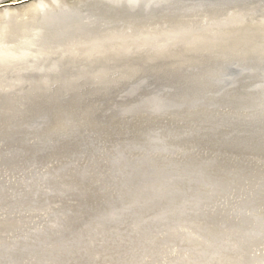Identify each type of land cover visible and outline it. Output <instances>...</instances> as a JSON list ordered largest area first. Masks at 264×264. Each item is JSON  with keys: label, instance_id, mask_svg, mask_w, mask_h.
Here are the masks:
<instances>
[{"label": "rangeland", "instance_id": "rangeland-1", "mask_svg": "<svg viewBox=\"0 0 264 264\" xmlns=\"http://www.w3.org/2000/svg\"><path fill=\"white\" fill-rule=\"evenodd\" d=\"M188 65H195L192 71H187V69H185V67H187ZM231 65L240 71H238V73L233 77L227 79L225 82V80H223V75L227 74ZM263 66L264 53H260L178 59L173 60V62H169L162 68L150 66L148 68H145L144 70L137 69V71L134 72L129 78L128 74H130L131 72H129L128 67H113L112 72L114 73V75H122L121 82H113L111 78H106V75L103 78L100 73H95L96 75H94L92 70L88 69L87 72L92 74V77H89L88 79V75L86 77H82L81 75L80 77H77L73 80L76 83H70L67 87L63 88H58L60 81L56 80L58 78L57 74H60V72L47 74L51 75V81L49 82V85L46 86H43L46 81L31 84L30 82L22 81V83L20 84L16 82V78L0 79V137H10L13 134L15 135V133H19V131H22L23 129L25 130L23 134L18 135L21 138V141L15 139L0 142V154L4 153L5 156H8V154L10 155L11 153V148L14 151L15 147L17 148V150H20L18 155L15 154L16 156L12 160L0 162V179L11 182L20 179L24 180V182H22V186L19 189L20 192L18 191L19 194L23 192L25 196H27V193L29 195L33 194L32 204H36L35 207L37 206L36 208H40L38 211L33 210L34 212L32 211V213L29 210L35 209L33 205V208L28 207L27 209H24L25 212H28H26L25 214H21V217L24 219V221L22 219V221L20 222L21 229L19 228L18 232L20 233L27 230L28 226L30 228L36 227L39 223H42L43 219L46 218L45 216H48L49 212L55 210L58 211L59 209L61 212V209L64 210L65 207L69 209L70 216L71 218L73 216L74 220L67 222L65 228L58 231L59 233L55 236L49 237L41 241V248L45 247V250L43 251L44 254L41 253L43 257L40 255V253H38L39 257L36 255L37 253L34 252L31 255V249H27V246L28 248H30V244L25 245V247L23 246V249V247L20 246V243L18 242L17 244V241L14 242L13 239H9L7 241L8 244L4 242L2 247H0V258L2 260L4 258L5 261L3 260V262L0 259L1 264H8L10 258L12 259V262H9V264H17L16 262H18V259L20 260L18 264H24V262H27L25 264H37V262L38 264H55L56 262H58L56 264H85V262L86 264H140L138 258L133 259V255L137 256L138 254L137 244L135 242L137 241L139 243L141 239L150 238L149 242L152 246H155L157 245L155 241L157 239L156 236H154L155 233H153L154 235L147 234L146 236H142L141 234H143L144 232L139 231V227L140 225L142 226L144 223L153 222V219L155 220L154 224H156L157 228L162 229L168 226L167 228L171 229V224H173V221L176 220H178L177 224H189L188 226H195L193 224H197L196 222H199L197 224L199 225L200 222L202 223V221L206 220L208 217V220L210 221H220L219 223L221 224H216L218 227H224L222 228V231L217 232V226H202L204 227V230L217 232H212L214 238L218 236V239L229 238L232 241H234L235 239H239L244 234L240 231V228L238 227L240 224H242V218H240V216H236L238 214H236V212L233 213L232 209L234 205L238 206V199L243 195V192L242 190L237 191L239 187H237L236 185L238 183L240 184L241 181H244L243 183L256 184L257 180L252 178L256 176L252 174V172L248 173V171H243L242 176L239 177L241 181H237V184L234 183L235 185H233L232 183L233 191L229 194H227L225 191L223 192L226 198L224 197L223 193H220V191L214 194L217 200L215 199L216 202L214 201L215 203L211 206L213 210L207 207L209 209L208 210L205 207L208 212L206 210L204 211L203 208L202 212L200 211L202 214H199V212L194 214V211L192 212L194 208L191 206V201H188L190 198V193L186 192L182 194L183 196L181 195V193L184 191L183 189L185 187V184L183 183V181L180 182V177L183 173H186V176L194 175V178H199L196 176L198 174L203 177L204 170L200 169V166H206V168H210V162H207V158V160H205L204 158H200L197 162H187V160L189 159H184L185 155H182L181 148L172 147L167 149L165 147V144V146L160 144V147L155 148V146L152 145V142L161 143L165 140V134H161V132H158V130H162L165 128L157 127L163 126L160 124H166V121H163L162 119L165 118L169 120L171 117H174V121L181 129H175L176 131L171 132L162 130V133H167L168 139L171 140V142H175L177 144L180 143L181 145H184V150L188 149L187 146L190 147L188 152L186 153V157L198 155L199 153L211 155V151L219 150V148L217 147L205 146L206 144L198 141L193 142L192 137L194 136V133H192V130H227L231 131L230 134H243L251 136L253 138H255V135L252 133L256 132L259 136H262L261 134L264 131V91H262L264 89V69L260 70V68ZM173 67L178 70L181 69L182 71L171 74V69ZM243 68H247V70H249L247 71L248 73L245 70H242ZM254 69L258 71H254ZM87 79L88 81H86ZM83 80H85L86 82H83ZM115 80L117 81L119 79L116 78ZM25 83H28V85H25ZM12 84L13 86H9ZM133 85L135 86V89L131 90V92L128 94L129 96L125 95L126 91ZM48 86H54V88L56 89H48ZM246 86L250 87L244 88ZM217 87H220L221 89L218 92H215V89H217ZM206 91L208 93H206ZM176 97H179V99H176ZM174 98L176 100H174ZM177 100L181 101L184 105L178 104ZM156 104L158 106H156ZM53 109L57 110V115L54 114ZM138 112H140V115L135 116V113ZM57 117L58 120L56 119L54 122L50 121L51 119H55ZM145 118H150L154 121L160 122V124L158 125V123H156V126L146 125L147 122H145ZM141 122H144V128ZM109 125H111V127ZM259 126L261 127V129H256ZM234 127H240V129H234ZM84 138H86V140ZM102 139L104 142L102 141ZM11 141H14L16 143H13ZM41 142H44L46 144H42ZM253 146L255 145H250V147L247 148L252 149ZM193 150L200 151L199 153H197ZM79 151L81 152L79 153ZM166 152L169 153L166 154ZM230 152L237 154L238 151ZM163 154L168 157L169 162L171 161V163L170 165H167L166 170L164 169L166 172L162 170V172H164L162 173V175L164 174V176L161 177L162 175H157V178L155 177L156 175H153L152 173L154 172L156 174V170H159L161 169V167H164L163 165L165 164V162H163L164 160L161 157ZM231 155L233 156L234 154ZM28 156H31L33 161H29ZM152 156L154 157V159H152V161L154 162L152 163L154 165L150 161V157L153 158ZM160 157L162 158L161 160ZM235 157L238 156L235 155ZM245 157H248L251 161L259 160L260 162L264 163L263 155L260 157L253 155H245ZM105 158L109 159V161H113L114 159V164L116 161H118L115 165H119L120 167L105 164ZM158 158L164 164L161 163ZM175 159L177 160V162H179L178 160H180V164L182 165L181 167L180 165L176 166L177 163L175 162ZM213 159L215 160V162L213 161ZM213 159L211 162L216 163L217 165L221 163L224 164L226 162V159L221 158L220 155L217 159ZM148 160L151 163L150 166L148 164L149 162L147 163ZM155 160L158 161L159 166H156L157 163ZM59 161H63L64 163L68 161L66 163L71 165L73 170H76L80 167L82 168L84 164H87L90 169L93 167V169H91L90 171L91 173L88 175H97L99 178V180L97 179V181H100V183L98 184L99 186L97 185L94 190H92L94 185L90 187L91 181H86V183L89 185H87L88 189L85 188L88 191V194L86 195L87 198L85 199L87 201L83 205V208L85 209L84 212L79 213V211L77 212L79 214L73 213V215L71 213L74 209H77L78 204H81L79 201H76L77 196L79 199H81V197L79 193L74 191L75 189H73V185L67 184L66 187V183L61 184L58 181V178L54 174H51L50 176H47V180H45V183H47L49 186L45 184L46 187H44L45 185L43 187H40L41 185L38 183H42L44 181V179H42L43 177L35 178L36 175L41 176V174L43 175L44 173L53 171L55 167H57V165L59 164ZM200 161H202L201 164L196 166V164ZM137 163L139 164V166H137ZM230 163H232V161L228 162L227 166H232V164ZM140 164L142 166H140ZM122 165H124V167ZM131 165H133L134 167L130 168L132 167ZM144 165H146L147 167ZM172 165L174 168L172 167ZM179 167L181 168L180 170L182 172L179 170ZM215 167L210 169L214 170ZM118 168L122 170H124L125 168H128L130 170L135 168V173H139L140 175L141 173H145L146 170L148 171L149 168L150 171H153L151 174L155 178V180H153L154 183L157 184L159 182H162V188H167L166 193L169 198L173 201H171V203L176 204L175 202L182 201V204L180 203L177 206L179 207V209H166L165 205H162V203L164 202H161L160 208L157 206L156 203H153V200H149L150 198H143L146 197L143 192H140L135 195L129 193L124 194V192H122L121 190L123 188L125 189V186H121V189H119L120 187H117V184L120 183L119 174L121 172ZM189 168H192L193 170H190ZM83 169L89 170L86 167H84ZM139 170L142 172H140ZM176 172L177 174H175ZM165 173H167V175ZM67 174L68 173H63V176L65 177L64 179L66 181H70L71 177H69ZM75 174L76 173L74 172L72 181L74 180V178H77ZM31 175L33 176L32 178ZM140 175H138V177L137 174H135V176H137L136 178H138V182L136 181L137 183H141L144 181V179L143 181L141 180L142 175L141 177ZM172 175L175 177H172ZM247 175L248 177L249 175L252 177L247 180ZM221 176L218 177L217 175H215L217 180H220V182L214 181L212 183L214 177H212L209 181L206 182L208 184L210 183L209 185L211 187L213 186V184H217L216 187L217 190H219L221 184L227 186V183L225 182L227 181V178ZM177 178L179 182H175ZM183 178L184 180H186L188 177L185 178V176H183ZM157 179H160L161 181L158 182L156 181ZM164 180L167 181L165 182ZM175 184L179 185V187L177 186L179 190H176L177 187H175ZM82 186H85V184ZM170 186L172 187V190ZM173 188L176 189L174 190ZM42 189L43 192L46 191L51 195L55 193V196H58L57 192L59 191V197L62 198L60 199L59 197H56L53 198V200L47 199L46 196L48 195H46V193H43V195L38 196L37 194ZM98 189L99 192H102L101 194L98 193L101 195L100 197H97V195H95ZM200 190L201 188H198L197 193L200 194ZM188 191L191 190L189 189ZM109 193L114 195V200H112L113 205H111L109 201H104L105 199H107L105 197ZM174 193L178 195V197ZM73 194H75V198H73V196H70ZM28 197L30 196H27V198ZM227 197L229 199H227ZM27 198L24 197L23 200ZM134 200L135 202L132 203L133 205L130 204V201ZM190 200L192 199L190 198ZM261 200H259L258 203H264V199L262 201ZM64 203L68 206H62V204ZM263 203L261 205H264ZM225 204L228 205V207L225 206ZM166 205L172 206V204L168 203H166ZM219 205L221 207H219ZM104 206L107 207V209H101L106 211L104 215H109L110 212H112L109 215L108 219H93L91 217L93 215H89L97 212V210H100V208ZM216 206H218L219 208H216ZM72 207H74V209ZM226 207L228 211L226 210ZM235 208L236 207L234 206V209ZM101 210L100 212H102ZM220 210L222 212H219ZM175 211H178V214L174 213ZM170 212L174 215H177H172L171 217L173 218H169L170 214L168 213ZM217 212L219 213L217 214ZM226 212L228 213V215H226ZM229 212L232 216L234 214V217H231V215H229ZM203 213L206 214L204 215ZM262 216L264 217V214ZM196 217H203V220L196 221ZM187 219L189 222L187 221ZM103 220L108 221L109 223H105ZM167 220L169 222H172L170 223V226L164 223ZM100 224L103 225L101 226ZM106 224L109 226H107ZM146 225L148 226V224ZM245 225L247 226L249 224L246 223ZM152 226L153 225H150L148 229L153 228ZM226 227L230 228L227 229ZM146 229L147 228H145V230ZM145 230L143 229V231ZM247 231L248 230H246V232ZM139 232H141V234ZM180 234H182L185 238L179 240L180 245L179 242L177 243L180 248L176 249L168 243H163V245L159 246L160 250L157 252V257H153L152 260H149V264H190L184 263L185 261L180 260L181 256H178L179 253L181 255L187 253V250H189V253L191 252L189 248L190 246L187 245L188 235L185 232H181ZM163 236L165 235H162V238L159 240L165 242ZM245 236H247V234ZM261 238V241L256 244V248L254 249V252L252 254L253 256L251 258L257 257L261 260H264V238L263 236ZM131 241H133L134 243L130 244ZM139 244L141 246V243ZM14 246L17 248H15ZM232 247L234 249V246ZM55 248H57V250ZM58 248L61 250H58ZM18 249L23 252H18ZM26 249L27 251H29L25 252ZM181 249H185V252L181 253L179 251ZM236 249L237 252L243 251L244 253H246V258L248 257V250L244 249L241 243L240 247H237ZM12 251H16L14 252L15 255H13L14 253H11ZM16 253H18V256H16ZM9 255L11 257L7 258V256ZM26 255H28V259ZM13 257L15 258V262L13 261ZM24 257L27 260L24 259L22 263L21 259H23ZM31 257H36L34 258L35 262H33L34 260ZM40 258H42V260H39ZM44 258L47 262H44ZM61 258H63L64 260ZM29 259H32L30 260V263L28 262ZM36 259L39 261H37ZM87 259L89 263L87 262ZM192 261L193 264H200L202 260L194 259Z\"/></svg>", "mask_w": 264, "mask_h": 264}, {"label": "bare ground", "instance_id": "bare-ground-1", "mask_svg": "<svg viewBox=\"0 0 264 264\" xmlns=\"http://www.w3.org/2000/svg\"><path fill=\"white\" fill-rule=\"evenodd\" d=\"M260 53H264V52H259V53H240V54H222V55H211V56H199V57H188V58H177V59H169V60H160V61H151V62H142V63H133V64H124V65H115V66H105V67H96V68H86V69H77V70H67V71H58V72H50V73H41V74H34V75H25V76H17V77H8V78H0V79H11V78H16V82L17 83H22L23 82H30L31 83H36V82H42V81H46L45 84L43 86H46V85H49V82L51 81V75H47V74H51V73H59L60 74H57V79L58 81H60V84L58 86V88H63V87H67L70 83H76L74 82L73 80L77 77H80L82 75L83 76H87V78L89 79V77H92V74H90L88 71V69H91L92 72L94 73V75H96L95 73H100L101 76H103V78L105 77L106 75V78H111V80L113 82H121V78H122V75H114V73L112 72L113 70V67H116V66H121V67H128L129 69V72H131L130 74H128V78L130 76H132V74L134 72L137 71V69H145V68H148V67H158V68H162L164 67L165 65H167L169 62H173V60H178V59H189V58H200V57H212V56H223V55H241V54H260ZM218 59V58H217ZM231 63V62H230ZM195 66V65H194ZM194 66H190L188 65L187 67H185V69H187V71H192ZM264 67V66H263ZM263 67L260 68V70L264 69ZM97 69V70H96ZM126 69V70H128ZM132 69V70H131ZM256 69H259V68H256ZM254 69V71H258ZM242 70H245L246 72L249 71L247 70V68H243ZM182 70L181 69H176L175 67H173L171 69V74L173 73H177V72H181ZM238 69H236L234 66H230L229 67V71L227 72V74H224L223 77L226 82L227 79L233 77L234 75H236L238 73ZM150 72V71H149ZM157 72V71H155ZM248 73V72H247ZM141 74V73H140ZM144 74V73H143ZM156 74V73H155ZM136 75V74H135ZM139 76V75H138ZM142 76V75H141ZM119 79V80H115V79ZM137 78V77H136ZM88 79L86 81H88ZM264 79V77H263ZM145 80V79H144ZM85 80H83V82H86ZM78 82H82V81H78ZM224 82V81H223ZM83 84V83H81ZM79 84V85H81ZM138 84V83H137ZM25 85H28V83H25ZM9 86H13L12 85H9ZM86 86V85H85ZM27 87V86H25ZM250 86H246L244 88H249ZM48 89H56L54 88V86H48L47 87ZM215 88V87H214ZM132 89H135V86H131L125 93V95L129 96L128 94L131 92ZM221 88L220 87H217V89H215V92H218ZM232 89V88H231ZM264 91V89L262 90ZM206 93H208L206 91ZM179 99V97H176V99ZM174 98V100H176ZM157 101V100H156ZM178 104H183L181 101L177 100ZM159 103V102H158ZM161 103V102H160ZM184 105V104H183ZM189 105V104H187ZM156 106H158L156 104ZM163 107V106H162ZM165 107V106H164ZM53 112L54 114H56L57 110L56 109H53ZM136 115L135 116H138L140 115V112L138 113H135ZM57 115V114H56ZM51 117V116H49ZM60 118V116H59ZM44 119V118H43ZM58 120V117L55 118V119H51L50 121L51 122H54L55 120ZM147 122L146 125H152V126H156L155 124L158 123V125L160 124V122H157V121H154L150 118H145ZM256 119H257V116H256ZM163 121H166V124H160V125H163V126H160V127H157V128H165V129H162V130H165V131H176L175 129H181L178 127L177 123L174 121V117H171L169 120L168 119H162ZM142 123V122H141ZM258 123V122H257ZM118 124V123H117ZM53 125V124H52ZM115 125V124H114ZM143 125V128H144V122L142 123ZM141 125V126H142ZM111 127V125H109ZM119 126V125H118ZM140 126V125H139ZM122 127V126H121ZM124 127V126H123ZM137 127V125H136ZM113 128V126H112ZM147 128V127H146ZM44 129V128H43ZM234 129H240V127H234ZM256 129H261V127L259 126L258 128ZM104 130V129H103ZM119 130V129H118ZM121 130V129H120ZM142 130V129H141ZM156 130V129H155ZM162 130H158V132H161V134H165V140L161 143H158V142H152L153 146H155V148H158L160 147L159 145L162 144L163 146H165L167 149L169 148H172V147H178V148H181V151H182V155H185V158L184 159H189L187 160V162H192V161H198L200 158H204L205 160H207V162H210V168H214L213 169H210V168H206V166H200V169H203L204 170V176H200V174L196 175L197 177L199 178H194L193 176H186V173H183L180 177V182L183 181V183L185 184V187H184V191L181 193V195L183 193H186V192H189L190 193V198L192 200H189L188 201H191V206L194 208V210H192V212L194 211V214L195 213H198L199 214L202 212V209L205 211H207V207L211 208L212 209V204H214L216 201H215V196L214 194H216V192L220 191V193H223L224 191L229 194L230 192H232V183L233 185L237 184L236 182L237 181H241V179L239 178L240 176H242V172L243 171H248V173L252 172V174H254L256 177H252L249 175H247V180L250 179V177L254 178L257 180V183L256 184H249V183H243L244 181H241L240 184L238 183L236 186L239 187L237 189V191L239 190H242L243 192V195L241 197H239L238 201V206L234 205L236 208L234 209V206H233V213L236 212V216H240V218H242V224H240L238 227L240 228V231L243 232L244 234L239 238V239H235L234 241H232L231 239L229 238H220L218 239V236H216V238H214V236L212 235L214 233H217L219 231H222V228L224 227H218L216 224H221L219 223L220 221H210L208 220V217L206 220H203V216L202 218L200 217H196L195 219H197L196 221H199V220H203L202 223L200 222L199 225H197L199 222H196L197 224H193L195 226H188V225H184V224H177L178 220L176 221H173V224H171V229L165 227V228H157L156 224L155 223V220L153 219V222H147V223H144L142 226L140 225L139 227V231H142L144 232L143 234H141V232H139L142 236L143 235H150V234H153L155 233L154 236H156V243L157 245L155 246H152L151 243L149 242L150 241V238H146V239H141V241H139V243H141V246L140 244L136 241L135 243L137 244V249H138V254L137 256L136 255H133V259H139V262L140 264H149V260H152L153 257H157V252L160 250L159 249V246L163 245V243H168L169 245H171L172 247L178 249L180 248V241L181 239H185L184 236L182 234H180L181 232H185L187 235H188V238H191V239H188L187 238V245H189L190 247V250L191 252L189 253V250H187V253H184L185 249H181L179 250L181 253H184V254H180L179 252V255L178 256H181V259L182 261H185L184 263H190V264H193V261L194 259H197V260H202L200 264H264L263 261L264 260H261L260 258H251L253 255V252H254V249L256 248V244L259 243L261 241V237L263 236L264 238V217L262 216L264 214V205H261L260 203H258L259 200H263L264 199V163L263 162H260L259 160H256V161H251L248 157H245V155H253V156H264V131L263 133L261 134L262 136H259L256 132L255 133H252L254 134L255 138L251 137V136H248V135H243V134H237V133H234V134H230L231 131H227V130H223V131H218V130H215V129H212V130H202V131H198V130H192V133H194L193 135V142L194 141H198V142H201V143H204L206 144L205 146H213V147H217L219 148V150L217 151H211V155H205L204 153L203 154H200L199 151L197 150H193L197 153H199L198 155H193V156H190V157H186V153L188 152L189 148L187 146L188 149H183L184 145H181L180 143L177 144L175 142H171V140L168 139V134L167 133H162ZM24 129L22 131H19V133H15V135L13 134L12 136L10 137H5V136H1L0 137V142L1 141H9V140H15V139H18V141H21V138L18 136L19 134H23L24 133ZM99 131V130H98ZM101 131V130H100ZM109 131V130H108ZM113 131V130H112ZM186 131V129H185ZM191 131V130H190ZM55 132V131H54ZM93 132V131H92ZM97 132V131H96ZM142 132V131H141ZM104 133V132H103ZM250 133V132H249ZM90 134V132H89ZM97 134V133H96ZM105 134V133H104ZM115 134V133H114ZM118 134V133H117ZM140 134V133H139ZM138 134V135H139ZM251 134V133H250ZM109 135V133H108ZM190 135V134H189ZM93 136V135H92ZM177 136H180V135H177ZM192 136V134H191ZM91 137V136H90ZM103 137V136H102ZM171 137V136H170ZM96 138V137H95ZM100 138V137H99ZM86 140V138H84ZM89 139V138H88ZM93 139V138H92ZM98 139V138H97ZM101 139V138H100ZM105 139V138H104ZM109 140V139H108ZM163 140V139H162ZM103 141V139H102ZM13 143H16L14 141H11ZM39 142V141H38ZM83 142V141H82ZM88 142V140H87ZM104 142V141H103ZM106 142V141H105ZM42 143V142H41ZM71 143V142H70ZM81 143V142H80ZM79 143V144H80ZM93 143V142H92ZM98 143V141H97ZM109 143V142H108ZM192 143V142H191ZM42 144H46V143H42ZM84 144V143H83ZM88 144V143H87ZM86 144V145H87ZM103 144V143H102ZM100 144V145H102ZM165 144V145H164ZM21 145V144H20ZM110 145V144H109ZM250 145H255L252 147V149L250 148H247V147H250ZM93 146V145H92ZM91 146V147H92ZM168 146V147H167ZM35 147V145H34ZM39 147V146H37ZM81 147V145H80ZM87 147V146H86ZM95 147H96V144H95ZM103 147V146H101ZM110 147V146H109ZM84 148V147H83ZM105 148V147H103ZM186 148V146H185ZM102 149V148H101ZM221 149H224V150H221ZM1 150V149H0ZM204 150V149H203ZM101 151V150H100ZM180 151V150H179ZM202 151V150H201ZM230 151L232 152H235V151H238L237 154L235 153H231ZM20 152V150H17V148L15 147L14 148V151L12 150L11 148V153L10 155L8 154V156H5L4 153H1L0 155V162L3 161H9V160H12L18 153ZM81 151H79L80 153ZM83 152V151H82ZM87 152V151H86ZM95 153V152H94ZM169 152H166V154H168ZM173 153V152H172ZM175 153V152H174ZM223 153V154H222ZM240 153H244V154H240ZM78 154V153H77ZM109 154V153H108ZM107 154V156H108ZM231 154H234L233 156ZM106 155V154H105ZM110 155V154H109ZM170 155V154H169ZM178 155V154H177ZM203 155V156H202ZM220 155L221 158H225L226 162H231L230 164H232V166H227V163L223 164H216V163H213L211 162L213 158L217 159L218 156ZM235 155H237L238 157H235ZM86 156V155H85ZM199 158H197V157ZM147 157V156H146ZM153 157V156H152ZM163 158V162H165V164L163 162H161L160 160ZM160 157V160L158 158V160L163 163L164 167H161V169L159 170H156V174L153 172V171H150L149 168H148V171L144 170L145 173H141L142 175V178L141 180L144 181L141 182V183H137V179L136 178L138 175H140L139 173H135V168L130 170L128 168H125L124 170L118 168L121 172H120V183L117 184V187H120L119 189H121V186H125V189L123 188L121 191L125 193H129V194H132V195H135V194H138L140 192H143L144 195L146 197H143L145 199H148L150 198L149 200H153L154 202L153 203H156L158 207L161 208V202H164L162 203V205H165V208L166 209H175V208H178V204H180L182 201H178V202H175L176 204L174 203H171L172 199L169 198V196L167 195L166 193V189L162 188V182L160 183L159 181H161L160 179H157L156 181H158L159 183H154L153 180H155L154 176L153 175H156L155 177L158 178L159 175H162V173L166 172L165 170L167 169V165H170L171 161L169 162V159L168 157L163 154L162 156ZM184 157V156H183ZM29 158V161H33L32 157L31 156H28ZM37 158V157H36ZM207 158V159H206ZM98 159V158H97ZM106 160V163L105 164H108V165H112V166H119V165H115L118 161L114 162L115 161L113 159L109 161V159L105 158ZM112 159V158H110ZM151 159V160H150ZM150 161L151 163L153 162L152 159L150 157ZM157 159V158H156ZM177 159V158H176ZM175 159V160H176ZM180 159V158H179ZM38 160V159H37ZM50 160V159H49ZM141 160V159H140ZM149 160L147 161V163L149 162ZM40 161V160H39ZM56 161V160H55ZM102 161V160H101ZM137 161V160H136ZM156 161V160H155ZM179 162H177V160L175 161L177 164L176 166H179L180 167L182 166L180 164V160H178ZM184 161V160H183ZM213 161L215 162V160L213 159ZM48 162V161H47ZM68 162V161H66ZM64 163L63 161H59V164L57 165V167H55V169L53 171H50V172H47V173H44L43 175L41 174V176H38V175H34L35 178H41L43 177L42 179H44V181L42 183H37L40 184L41 186L40 187H43L47 180V176H50L51 174H54L57 178H58V181L61 183V184H65V186L67 187V184L69 185H73V189H75L74 191H76L77 193H79L81 199L78 198L77 196V199L76 201H79L81 204H78L77 206V209L75 210L74 207H72L74 210L71 212L72 215L73 213H81V212H84V208H83V205L84 203L87 201L85 200L87 198V194H88V191L86 189L87 188V184L86 181L89 180L91 181L90 183V187L92 185L93 188L92 190H94L95 187H97V185L100 183V181H97V179L99 180L98 176L97 175H88L90 174L91 172V169H93V167L90 169V167L87 166V164H84L83 167L81 168H77V172L76 170H73L72 169V166L67 164V163ZM202 161H200L199 163L196 164L197 165H200ZM49 163V162H48ZM123 163V162H122ZM150 162L148 163L149 166L151 164ZM154 163V162H153ZM152 163V164H153ZM156 166L159 164L158 161H156ZM32 164V163H31ZM44 164V163H43ZM51 164V163H50ZM138 164V163H137ZM144 164V163H143ZM146 164V163H145ZM215 164V165H214ZM223 164V165H222ZM6 165V164H5ZM45 165V164H44ZM154 165V164H153ZM152 165V166H153ZM204 165V164H203ZM221 165V166H220ZM10 166V165H9ZM53 166V165H52ZM74 166V165H73ZM97 166V165H96ZM124 167V165H122ZM132 167L130 168H133L134 166L131 165ZM139 166V164L137 165ZM136 166V168H137ZM140 166H142L140 164ZM146 166V165H144ZM151 166V167H152ZM159 166V165H158ZM46 167V166H45ZM51 167V166H50ZM49 167V168H50ZM84 167L88 168L89 170L87 169H83ZM120 167V166H119ZM122 167V168H123ZM147 167V166H146ZM145 167V168H146ZM154 167V166H153ZM171 167V166H170ZM173 167V165H172ZM179 167V170L181 169ZM32 168V167H31ZM48 168V167H47ZM155 168V167H154ZM174 168V167H173ZM97 169V168H96ZM116 169V168H114ZM139 169V168H138ZM137 169V170H138ZM142 169V168H141ZM165 169V170H164ZM178 169V168H177ZM190 170H193L192 168H189ZM52 170V169H51ZM69 170V171H67ZM162 170L164 172H162ZM173 170V169H172ZM185 170V169H184ZM187 170V169H186ZM197 170V169H196ZM38 171V170H37ZM36 171V172H37ZM113 171V169H112ZM140 171V170H139ZM138 171V172H139ZM150 171V172H149ZM168 171V170H167ZM176 171V170H175ZM181 171V170H180ZM189 171V170H188ZM198 171V170H197ZM196 171V172H197ZM4 172V171H2ZM72 172V173H70ZM76 173L75 175L77 176V178H74V180L72 181V178H73V173ZM142 172V171H140ZM153 172V173H152ZM174 172V171H173ZM182 172V171H181ZM187 172V171H186ZM196 172H193V173H196ZM202 172V171H200ZM63 173H68L67 175L69 177H71V180L70 181H66L63 176ZM112 173V172H111ZM153 175H152V174ZM30 174V173H29ZM96 174V173H95ZM135 174H137V176H135ZM167 175V173H165ZM170 174V172H169ZM177 174V172L175 173ZM15 175V174H14ZM140 175V177H141ZM158 175V176H157ZM215 175H217L218 177L219 176H224L226 177L227 181H225L227 183V186L224 185V184H221L219 190H217V184H213V186L211 187L206 181H209L212 177H214V179L212 180V183L214 181H219L220 180H217V178L215 177ZM1 176V175H0ZM164 174L161 176L163 177ZM178 176V175H177ZM176 176V177H177ZM183 176H185V178H187L186 180H184ZM221 176V177H222ZM233 176V177H232ZM33 176L31 175V178ZM117 177V176H116ZM139 177V176H138ZM167 177V176H166ZM172 177H175L172 175ZM67 178V176H66ZM136 178V179H135ZM154 178V179H153ZM140 179V178H139ZM168 179V178H167ZM219 179V178H218ZM146 180V181H145ZM169 180V179H168ZM246 180V181H247ZM255 180V182H256ZM137 181V182H136ZM165 182L167 180H164ZM179 182L178 181V178L177 180H175V182ZM222 181V180H221ZM254 181V180H253ZM22 182H24V180H16L14 182H11V181H4V180H1L0 179V213H1V217H0V247H2V245L5 243H7V241L10 239H13L14 242L17 241V244L18 242L20 243V246H24L25 245H29L30 248H28L27 246V249H31L30 251V254L32 255V253H37L36 255L39 257L38 253H43V251L45 250V247L41 248V241H43L44 239H47L49 237H53L55 236L56 234H58L60 230H62L63 228H65V226L67 225V222H70V221H74L73 220V216L71 218L70 216V213H69V209L66 208L65 206H68L67 204H62V206H64V210L61 209V212H60V209L58 211H51L49 212L48 216H45L46 218L43 219L42 223H39L36 227L34 228H30L28 225V229L23 231V232H18L19 231V228L21 229V224L20 222L22 221V217H21V214H25L26 212L28 211H24V209H27L28 207L30 208H33L32 207V195H29L27 193V196H30L27 198V196L24 195V192L23 193H20L19 194V189L20 187L22 186ZM55 182V181H54ZM73 182V184H72ZM169 182V181H168ZM223 182V181H222ZM248 182V181H247ZM95 183V184H94ZM164 183V182H163ZM170 183V182H169ZM211 183V184H212ZM217 183V182H216ZM224 183V182H223ZM235 183V184H234ZM52 184V183H51ZM85 186H82L84 185ZM167 184V183H165ZM27 185V184H26ZM37 185V184H36ZM48 185V184H47ZM81 185V186H80ZM174 185V184H172ZM183 185V184H182ZM181 185V186H182ZM219 185V184H218ZM49 186V185H48ZM47 186V187H48ZM57 186V185H56ZM99 186V185H98ZM109 186V185H108ZM114 186H115V183H114ZM165 186V185H164ZM179 187V185H176L175 184V187ZM252 188H251V187ZM46 187V185L44 186ZM52 187V186H51ZM89 187V188H90ZM111 187V186H110ZM171 187V186H170ZM177 187L176 188H173L174 190H179ZM214 187V188H213ZM86 188V189H85ZM105 188V187H104ZM107 188V187H106ZM109 188V187H108ZM116 188V187H115ZM198 188H201L200 190V194L197 193L198 191ZM24 189V188H23ZM34 189H35V186H34ZM33 189V191H34ZM38 189V188H36ZM46 189V188H44ZM54 189V188H53ZM52 189V190H53ZM56 189V188H55ZM170 189V188H168ZM191 190V191H188V190ZM28 190V189H27ZM32 190V189H31ZM50 190V189H49ZM60 190V189H59ZM102 190V189H101ZM108 190V189H107ZM114 190V189H113ZM171 190H172V187H171ZM170 190V192H171ZM19 191V192H18ZM37 191V190H36ZM35 191V192H36ZM39 191V190H38ZM56 191V190H55ZM32 192V191H31ZM51 192V191H50ZM169 192V190H168ZM181 192V191H180ZM179 192V194H180ZM26 193V191H25ZM43 193L48 196H46L47 199H51L53 200V198H56V197H59L60 194H59V191L57 192L58 196H55L54 194L51 195L50 193L48 192H43V189L37 194L38 196L40 195H43ZM93 193V192H92ZM98 193H102V192H99V189L97 190V192L95 193V195H97V197H100L101 195L98 194ZM173 193V192H172ZM175 193H178V192H175ZM174 193V194H175ZM170 194V193H169ZM224 194V193H223ZM35 195V194H34ZM143 195V196H144ZM176 195V194H175ZM186 195V194H185ZM70 196H73V198H75V194L73 195H70ZM94 196V195H93ZM178 197V195H176ZM183 196V195H182ZM26 197L27 199H24L23 198ZM45 197V196H44ZM185 197V196H184ZM187 197V196H186ZM224 197H225V194H224ZM36 198V197H35ZM40 198V197H38ZM60 199L62 197H59ZM107 199H105L104 201L107 202L109 201V203L111 205H113V201L114 200V195L109 193L106 195ZM180 198V197H179ZM182 198V197H181ZM226 198V197H225ZM66 199V198H64ZM68 199V198H67ZM98 199V198H97ZM144 199V200H145ZM186 199V198H184ZM188 199V198H187ZM221 199V198H220ZM227 199H229L227 197ZM141 200V199H140ZM180 200V199H179ZM217 200V199H216ZM225 200V199H224ZM223 200V201H224ZM261 200V201H262ZM38 201V200H37ZM44 201V200H43ZM41 201V202H43ZM165 201H168V202H165ZM215 201V202H214ZM226 201V200H225ZM228 201V200H227ZM134 201H130V204L134 203ZM137 202V201H136ZM173 202V201H172ZM229 202V201H228ZM88 203V202H87ZM94 203V202H93ZM166 203L168 204H172V206L170 205H166ZM38 204V203H37ZM160 204V205H158ZM182 204V203H181ZM228 204V203H226ZM228 207V205H226ZM264 204V203H263ZM36 205V204H35ZM35 205H33L35 207ZM40 205V204H39ZM43 205V204H42ZM109 205V204H107ZM133 205V204H132ZM44 206V205H43ZM224 206V205H223ZM222 206V207H223ZM37 207V206H36ZM35 209H30L29 211L32 213L33 210H36L38 211L40 208H36ZM39 207V206H38ZM89 207V206H88ZM191 207V208H192ZM196 207V209H195ZM207 209H206V208ZM218 206H216L217 208ZM219 207H221L219 205ZM218 207V208H219ZM227 207H226V210H227ZM260 207V208H259ZM70 208V207H69ZM87 208V207H86ZM190 208V210H191ZM192 208V209H193ZM94 209V208H93ZM101 209H107V207H102L100 208ZM110 209V208H109ZM100 210H97V212L95 213H92V214H89V215H93L91 216L93 219L95 218H105V219H108L109 215L112 213L110 212V214H105L106 211L104 210H101L102 212H100ZM209 210V209H208ZM213 210V209H212ZM219 210V209H217ZM216 210V211H217ZM225 210V209H224ZM95 211V210H94ZM189 211V210H188ZM201 211V212H200ZM228 211V210H227ZM34 212V211H33ZM208 212V211H207ZM206 212V213H207ZM213 212V211H212ZM219 212H222L221 210ZM217 212V214L219 213ZM77 213V214H79ZM174 213H177L178 214V211H175ZM188 213H191V212H188ZM205 213V214H206ZM227 213V212H226ZM230 213V212H229ZM232 213V214H233ZM46 214V213H45ZM115 214V213H114ZM164 214V213H163ZM162 214V215H163ZM170 214V216L168 215ZM167 215L169 216V218H173L171 217L172 215L173 216H176L174 215L173 213H168ZM202 214V213H201ZM204 214V213H203ZM204 214V215H205ZM216 214V215H217ZM222 214V213H220ZM113 215V214H112ZM160 215V214H159ZM189 215V214H188ZM228 215V213L226 214ZM231 215V213L229 214ZM183 216V215H182ZM191 216V215H190ZM224 217V215H223ZM231 217H234V214L233 216L231 215ZM230 217V218H231ZM78 218V217H77ZM168 218V219H169ZM210 218V217H209ZM226 218V217H225ZM229 218V217H228ZM27 219V217H26ZM104 219V220H105ZM177 219V218H176ZM179 219V218H178ZM220 219V218H219ZM103 220V221H104ZM111 220V218H110ZM24 221V219H23ZM102 221V222H103ZM188 221V219H187ZM194 221V220H193ZM230 221V220H228ZM237 221V220H236ZM239 221V220H238ZM105 223H109L108 221H104ZM186 222V221H185ZM189 222V221H188ZM224 222V220H223ZM234 222V221H233ZM24 223V222H23ZM27 223V222H26ZM98 223V222H97ZM166 224H168L170 226V223L172 222H169L168 220L166 222H164ZM187 223V222H186ZM246 223H248L249 225H245ZM148 224V226L146 225ZM191 224V223H190ZM226 224V223H225ZM237 224V223H236ZM24 225V224H23ZM90 225V224H89ZM101 225V224H100ZM103 225V224H102ZM101 225V226H102ZM107 225V224H106ZM150 225H153L151 229H148L150 227ZM175 225V226H174ZM203 225H205V227L207 226H217V232L215 231H208V230H204V227H202ZM35 226V225H34ZM94 226V225H93ZM109 226V225H107ZM228 226V225H227ZM105 227V225H104ZM186 227V228H185ZM145 228H147L145 230ZM227 229H229L230 227H226ZM102 229V228H101ZM113 229V228H112ZM143 229L146 231H143ZM90 230V229H89ZM106 230V229H105ZM138 230V229H137ZM246 230H248L246 232ZM107 231V230H106ZM149 231H152V232H149ZM74 233V232H73ZM109 233V232H108ZM164 233V234H163ZM2 234V236H1ZM54 234V235H52ZM99 234V233H98ZM247 234V236H245ZM28 235V236H27ZM140 235V236H141ZM162 235H165L163 236L164 239H165V242L162 240H159L162 238ZM68 236V235H67ZM223 236V235H222ZM221 236V237H222ZM229 236V235H228ZM149 237V236H148ZM151 237V236H150ZM212 237V238H211ZM246 237V238H245ZM75 239V237H74ZM209 239V240H208ZM56 240V239H55ZM59 240V239H58ZM231 240V241H230ZM70 241V240H69ZM11 242V241H10ZM9 242V243H10ZM13 242V244H14ZM56 242V241H55ZM62 242V241H61ZM80 242V241H79ZM179 242V245H177V243ZM47 243V242H46ZM50 243V242H49ZM48 243V244H49ZM134 243L133 241L130 242V244ZM186 243V242H185ZM240 243L242 244V246L244 247V249L248 250V257L246 258V253H244L243 251H240V252H237V247L239 248L240 247ZM8 244V243H7ZM57 244V243H56ZM73 244V243H72ZM184 244V243H183ZM45 245V244H43ZM51 245V244H50ZM55 245V243H54ZM79 245V244H78ZM144 245V246H143ZM231 245V246H230ZM234 246V249L233 247ZM6 247V246H5ZM11 247V246H10ZM15 247V246H14ZM23 247V249H24ZM48 247V246H47ZM69 247V246H68ZM17 248V247H15ZM49 248V247H48ZM61 248V247H59ZM58 250H61L59 249ZM85 248V247H84ZM263 248V247H262ZM26 249L25 252H28ZM47 249V248H46ZM53 249V248H52ZM57 250V248H55ZM78 249H79V246H78ZM115 249V248H114ZM261 249V248H260ZM19 250V249H18ZM16 250V251H18ZM66 250V249H65ZM84 250V249H83ZM116 250V249H115ZM173 250V249H172ZM14 251V252H16ZM50 251V250H49ZM3 252H4V249H3ZM13 251L11 253H14ZM18 252H23V251H18ZM47 252V251H46ZM173 252V251H172ZM2 253V252H1ZM56 253V252H55ZM54 253V254H55ZM64 253V252H63ZM137 253V252H136ZM135 253V254H136ZM263 253V252H262ZM8 254V253H7ZM26 254V253H25ZM24 254V255H25ZM44 254V253H43ZM53 254V253H52ZM60 254V253H59ZM169 254V253H168ZM167 254V255H168ZM15 255V253L13 254ZM23 255V254H22ZM21 255V256H22ZM30 255V256H31ZM58 255V254H56ZM61 255V254H60ZM163 255V254H161ZM177 255V254H176ZM256 255V254H255ZM16 256H18V253H16ZM14 256V257H16ZM20 256V257H21ZM28 255H26L27 257ZM42 256V255H41ZM40 256V257H41ZM206 256V257H205ZM261 256V254H260ZM2 257V256H1ZM6 257V256H5ZM8 257H11L10 255L7 256ZM13 257V258H14ZM19 257V258H20ZM33 257V256H32ZM31 257V258H32ZM43 257V256H42ZM45 257V256H44ZM49 257V256H48ZM51 257V256H50ZM58 257V256H57ZM63 257V255H62ZM36 258V257H34ZM34 258H32L34 260ZM46 258V257H45ZM43 259L44 262H47L45 261L46 259ZM60 258V257H59ZM1 259V258H0ZM18 259V258H17ZM26 259L25 257L23 259H21L22 263H23V260ZM28 259V257H27ZM26 259V260H27ZM32 259H29L28 262L30 263V260ZM49 259V258H48ZM53 259V258H52ZM51 259V260H52ZM63 259V258H61ZM89 259V258H88ZM88 259H87V262H88ZM162 259V258H161ZM160 259V260H161ZM2 260V259H1ZM4 260V258H3ZM2 260V261H3ZM12 259L10 258V261L9 262H12L11 261ZM15 260V258L13 259V261ZM25 260V261H26ZM37 260V259H36ZM39 260H42V258H40ZM37 260V261H39ZM64 260V259H63ZM85 260V259H84ZM5 261V260H4ZM3 261V262H4ZM17 261V260H16ZM36 261V262H37ZM8 262V264H9ZM15 262V261H14ZM18 262H20V260L18 259ZM18 262H16L18 264ZM35 262V260L33 261ZM50 262V261H49ZM53 262V261H52ZM198 262V261H197ZM27 263V262H24V264ZM32 263V262H31ZM42 263V262H41ZM51 263V262H50ZM55 263V262H54ZM58 263V262H56ZM55 263V264H56ZM60 263V262H59ZM89 263V262H88ZM162 263V262H161ZM0 264H1V261H0ZM11 264V263H10ZM15 264V263H14ZM21 264V263H20ZM34 264V263H33ZM38 264V262H37ZM47 264V263H46ZM61 264V263H60ZM67 264V263H66ZM86 264V262H85Z\"/></svg>", "mask_w": 264, "mask_h": 264}, {"label": "water", "instance_id": "water-1", "mask_svg": "<svg viewBox=\"0 0 264 264\" xmlns=\"http://www.w3.org/2000/svg\"><path fill=\"white\" fill-rule=\"evenodd\" d=\"M264 52V0H0V78Z\"/></svg>", "mask_w": 264, "mask_h": 264}]
</instances>
